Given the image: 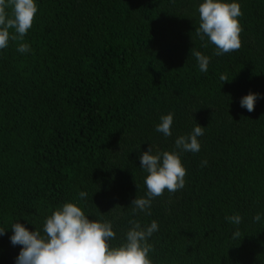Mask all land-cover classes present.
I'll list each match as a JSON object with an SVG mask.
<instances>
[{"label":"trees","instance_id":"trees-1","mask_svg":"<svg viewBox=\"0 0 264 264\" xmlns=\"http://www.w3.org/2000/svg\"><path fill=\"white\" fill-rule=\"evenodd\" d=\"M199 2L37 0L24 40L0 51V227L40 228L86 191L81 206L113 221L114 245L129 219L158 222L153 264H264V219L253 221L264 213V0H239L241 47L222 56L196 34ZM191 48L211 57L207 73ZM249 91L261 94L252 112L240 107ZM169 112L166 138L155 127ZM197 123L205 134L182 154L184 188L133 217L146 192L140 153L171 150ZM236 213L240 240L225 219ZM10 234L0 264L20 251Z\"/></svg>","mask_w":264,"mask_h":264},{"label":"clouds","instance_id":"clouds-1","mask_svg":"<svg viewBox=\"0 0 264 264\" xmlns=\"http://www.w3.org/2000/svg\"><path fill=\"white\" fill-rule=\"evenodd\" d=\"M197 11L199 26L196 34L201 41L206 40L207 44L215 46L216 56L239 50L242 31L239 18L243 15L239 0H200ZM37 12V0H0V51L6 49L10 41L24 40ZM17 51L28 53L30 44L19 43ZM190 52L199 71L207 73L211 57L193 48ZM220 79L223 83L228 80L223 75ZM260 97V93L249 91L241 97L240 107L252 112ZM173 121L174 113L161 115L155 130L166 138L171 137ZM205 128L197 123L189 133L175 138L171 150L149 146L140 153V168L146 173V192L144 196H136L131 201L133 217L141 213L151 215L156 197L165 191L175 193L184 188L186 168L182 163V154L200 151L199 138L205 134ZM204 165H207V160L202 161ZM87 198L88 193L80 191L75 200L62 203L47 215L40 228L30 230L19 221L8 228L0 227V237L11 229V245L20 246L14 264H153L150 238L159 230L158 222L153 219L149 223H141L139 219H129L123 239L114 245L112 241L117 233L113 221L103 216L90 218L80 203ZM225 219L236 226L230 238L240 240L242 234L238 226L243 217L236 213ZM262 219L264 213H257L253 217L254 222Z\"/></svg>","mask_w":264,"mask_h":264}]
</instances>
